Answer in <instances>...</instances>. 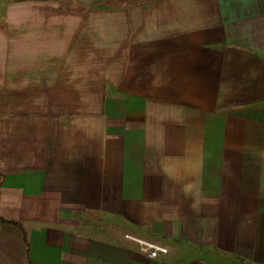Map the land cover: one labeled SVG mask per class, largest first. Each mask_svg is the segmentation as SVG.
<instances>
[{
	"label": "crops",
	"instance_id": "0c3cea01",
	"mask_svg": "<svg viewBox=\"0 0 264 264\" xmlns=\"http://www.w3.org/2000/svg\"><path fill=\"white\" fill-rule=\"evenodd\" d=\"M0 264H264V0H0Z\"/></svg>",
	"mask_w": 264,
	"mask_h": 264
},
{
	"label": "built area",
	"instance_id": "2783aa9c",
	"mask_svg": "<svg viewBox=\"0 0 264 264\" xmlns=\"http://www.w3.org/2000/svg\"><path fill=\"white\" fill-rule=\"evenodd\" d=\"M128 239L136 242L139 245L140 252L147 254L151 258H157L161 254H168L169 250L166 247L157 245L155 243L138 239L132 236H127Z\"/></svg>",
	"mask_w": 264,
	"mask_h": 264
},
{
	"label": "trees",
	"instance_id": "16d2710c",
	"mask_svg": "<svg viewBox=\"0 0 264 264\" xmlns=\"http://www.w3.org/2000/svg\"><path fill=\"white\" fill-rule=\"evenodd\" d=\"M4 222H8V223H11V224H15L14 222H9V221H4Z\"/></svg>",
	"mask_w": 264,
	"mask_h": 264
}]
</instances>
